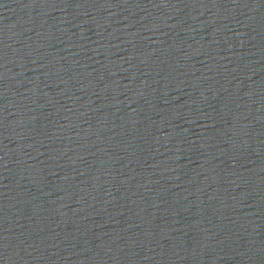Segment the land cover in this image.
<instances>
[{"label": "water", "instance_id": "obj_1", "mask_svg": "<svg viewBox=\"0 0 264 264\" xmlns=\"http://www.w3.org/2000/svg\"><path fill=\"white\" fill-rule=\"evenodd\" d=\"M0 264H264V0H0Z\"/></svg>", "mask_w": 264, "mask_h": 264}]
</instances>
